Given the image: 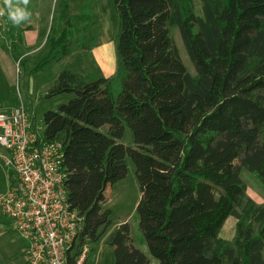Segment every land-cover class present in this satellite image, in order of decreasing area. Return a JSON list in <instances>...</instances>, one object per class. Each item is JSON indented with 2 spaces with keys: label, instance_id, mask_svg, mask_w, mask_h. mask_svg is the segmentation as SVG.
<instances>
[{
  "label": "trees",
  "instance_id": "obj_1",
  "mask_svg": "<svg viewBox=\"0 0 264 264\" xmlns=\"http://www.w3.org/2000/svg\"><path fill=\"white\" fill-rule=\"evenodd\" d=\"M113 1L127 71L118 99L109 78L62 70L46 97L75 96L44 113L41 132L64 144L82 242L99 241L113 224L106 190L127 176L130 156L140 225L159 264H264V205L242 177L245 168L264 188V0H202V14L194 0ZM126 125L134 146L120 141ZM229 216L237 218L233 242L220 235ZM106 242L115 264H150L129 222Z\"/></svg>",
  "mask_w": 264,
  "mask_h": 264
},
{
  "label": "rangeland",
  "instance_id": "obj_2",
  "mask_svg": "<svg viewBox=\"0 0 264 264\" xmlns=\"http://www.w3.org/2000/svg\"><path fill=\"white\" fill-rule=\"evenodd\" d=\"M194 5L196 12L202 14L203 1L194 0ZM28 8L31 18L20 25L8 21L7 16L0 17V105L12 108L24 104L44 128V113L57 109L59 104L75 96V93H63L46 97L62 70H71L87 81L109 78L110 89L118 99L127 71L118 49L120 30L114 1L30 0ZM171 33L189 71L197 76L179 26H172ZM64 51H68L65 56ZM120 141L135 145L133 131L128 125ZM127 164V176L106 190L104 207L111 209L113 224L99 241L88 242L90 252L85 264L116 263L115 251L106 239L124 222H129L134 243L149 256L150 264H159L150 253L137 212L142 192L136 164L130 156ZM9 170L11 168L0 159V192L8 189ZM242 177L248 185V195L257 204L264 205V188L259 181L245 168ZM236 223L237 218L229 216L220 235L233 242ZM13 226L12 218L0 205V251L8 260L9 254L22 252L27 245Z\"/></svg>",
  "mask_w": 264,
  "mask_h": 264
},
{
  "label": "built area",
  "instance_id": "obj_3",
  "mask_svg": "<svg viewBox=\"0 0 264 264\" xmlns=\"http://www.w3.org/2000/svg\"><path fill=\"white\" fill-rule=\"evenodd\" d=\"M22 104L0 105V159L13 170L0 205L27 241V264H85L84 218L72 208L66 184L64 144L41 135Z\"/></svg>",
  "mask_w": 264,
  "mask_h": 264
},
{
  "label": "clouds",
  "instance_id": "obj_4",
  "mask_svg": "<svg viewBox=\"0 0 264 264\" xmlns=\"http://www.w3.org/2000/svg\"><path fill=\"white\" fill-rule=\"evenodd\" d=\"M30 0H3V6H0V17L7 16L15 25H20L31 18L29 11Z\"/></svg>",
  "mask_w": 264,
  "mask_h": 264
},
{
  "label": "crops",
  "instance_id": "obj_5",
  "mask_svg": "<svg viewBox=\"0 0 264 264\" xmlns=\"http://www.w3.org/2000/svg\"><path fill=\"white\" fill-rule=\"evenodd\" d=\"M7 20H8V18H7ZM9 21V20H8ZM4 25H5V23H4ZM7 25V24H6ZM8 26V25H7ZM49 37H50V35H49ZM15 49H16V47H15ZM25 59V58H24ZM23 59V60H24ZM46 61H49V60H46ZM10 172H12V170H9V174H10ZM8 181H9V177H8ZM14 227V226H13ZM14 229V228H13ZM135 244V243H134ZM137 246V245H136ZM24 248V247H23ZM15 250V249H14ZM142 251H144V250H142ZM26 248H24V249H22V252H18V251H15V254H13V255H11V254H9L8 255V257L10 258L9 260H8V258H5L3 255H2V253H1V251H0V264H27V258H26ZM88 257H89V255H88ZM87 260H88V258H87ZM87 260H86V262H87ZM85 262V263H86ZM150 262H151V259H150Z\"/></svg>",
  "mask_w": 264,
  "mask_h": 264
}]
</instances>
